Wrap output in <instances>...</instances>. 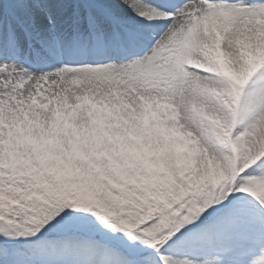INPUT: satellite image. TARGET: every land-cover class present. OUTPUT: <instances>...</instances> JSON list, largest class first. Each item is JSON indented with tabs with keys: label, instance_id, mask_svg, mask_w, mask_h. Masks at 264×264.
Masks as SVG:
<instances>
[{
	"label": "snow or ice",
	"instance_id": "1",
	"mask_svg": "<svg viewBox=\"0 0 264 264\" xmlns=\"http://www.w3.org/2000/svg\"><path fill=\"white\" fill-rule=\"evenodd\" d=\"M0 264H264V0H0Z\"/></svg>",
	"mask_w": 264,
	"mask_h": 264
}]
</instances>
